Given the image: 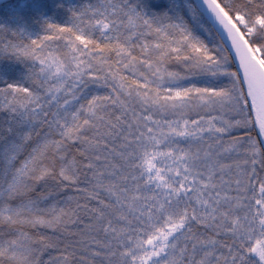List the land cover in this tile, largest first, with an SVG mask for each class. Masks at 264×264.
I'll return each instance as SVG.
<instances>
[{
	"label": "snow or ice",
	"instance_id": "1",
	"mask_svg": "<svg viewBox=\"0 0 264 264\" xmlns=\"http://www.w3.org/2000/svg\"><path fill=\"white\" fill-rule=\"evenodd\" d=\"M0 264H264V0H0Z\"/></svg>",
	"mask_w": 264,
	"mask_h": 264
}]
</instances>
